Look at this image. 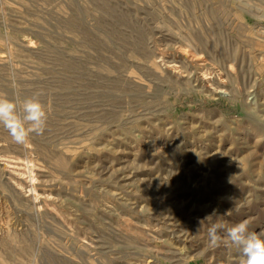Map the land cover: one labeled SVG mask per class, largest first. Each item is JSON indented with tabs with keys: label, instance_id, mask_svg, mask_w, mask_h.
<instances>
[{
	"label": "rangeland",
	"instance_id": "374dc122",
	"mask_svg": "<svg viewBox=\"0 0 264 264\" xmlns=\"http://www.w3.org/2000/svg\"><path fill=\"white\" fill-rule=\"evenodd\" d=\"M0 95L48 113L0 125V264H243L208 228L264 236V0H0Z\"/></svg>",
	"mask_w": 264,
	"mask_h": 264
},
{
	"label": "clouds",
	"instance_id": "9594fccd",
	"mask_svg": "<svg viewBox=\"0 0 264 264\" xmlns=\"http://www.w3.org/2000/svg\"><path fill=\"white\" fill-rule=\"evenodd\" d=\"M17 111V102L0 95V125L4 127L12 141L23 145L31 135L37 136L46 131L48 113L38 95L24 99ZM227 213H230L228 211ZM223 232V237L221 236ZM210 247L216 248L227 240L243 255V264H264V236L249 231V222L242 220L231 226L222 222L213 223L207 231Z\"/></svg>",
	"mask_w": 264,
	"mask_h": 264
},
{
	"label": "bare ground",
	"instance_id": "6f19581e",
	"mask_svg": "<svg viewBox=\"0 0 264 264\" xmlns=\"http://www.w3.org/2000/svg\"><path fill=\"white\" fill-rule=\"evenodd\" d=\"M161 48V47H160ZM183 53V52H182ZM183 60V59H182ZM161 64V63H160ZM201 64V63H200ZM203 65V64H202ZM185 66V65H184ZM175 71V70H174ZM220 71V70H219ZM190 72V71H189ZM204 72V71H203ZM201 74V73H200ZM207 74V73H206ZM183 75V74H182ZM203 76V75H202ZM203 78H205V77H203ZM202 78V79H203ZM210 78V77H209ZM204 80V79H203ZM214 80V79H213ZM205 81V80H204ZM212 81V80H211ZM207 82H208V80H207ZM207 85V84H206ZM209 85V84H208ZM26 163V162H25ZM20 173V172H19ZM31 178V177H30ZM33 178V177H32ZM36 198V197H35ZM55 245V244H54ZM55 258V257H54ZM42 262V261H41Z\"/></svg>",
	"mask_w": 264,
	"mask_h": 264
}]
</instances>
